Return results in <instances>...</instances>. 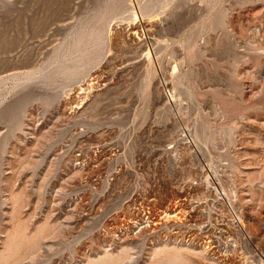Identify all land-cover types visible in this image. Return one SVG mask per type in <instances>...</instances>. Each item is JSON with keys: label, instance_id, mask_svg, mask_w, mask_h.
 Segmentation results:
<instances>
[{"label": "rangeland", "instance_id": "1", "mask_svg": "<svg viewBox=\"0 0 264 264\" xmlns=\"http://www.w3.org/2000/svg\"><path fill=\"white\" fill-rule=\"evenodd\" d=\"M187 224L264 264V0H0V264H143Z\"/></svg>", "mask_w": 264, "mask_h": 264}, {"label": "bare ground", "instance_id": "2", "mask_svg": "<svg viewBox=\"0 0 264 264\" xmlns=\"http://www.w3.org/2000/svg\"><path fill=\"white\" fill-rule=\"evenodd\" d=\"M150 26V25H149ZM118 31V30H117ZM139 32V27L137 25H131L129 27L128 31V36L130 37L129 39H135L138 35ZM124 33V32H123ZM142 36V35H141ZM123 38L124 35L121 33H115L113 42L119 40L120 38ZM127 37V36H126ZM128 38V37H127ZM127 38H125L127 40ZM138 38V37H137ZM112 40V38H111ZM131 41V40H129ZM134 41V40H132ZM148 66V65H147ZM150 70H148L149 72ZM151 74V72H150ZM149 74V75H150ZM147 75V76H149ZM99 76V75H98ZM103 80V79H102ZM101 80V81H102ZM100 83V82H99ZM100 86V85H99ZM162 100V98H161ZM160 101V99H159ZM103 151V150H102ZM96 153V152H95ZM100 154V152H99ZM96 156V155H95ZM99 157V156H98ZM96 158V157H95ZM101 158V157H100ZM85 159V158H84ZM83 159V160H84ZM87 162V160H86ZM85 162V163H86ZM89 163V162H88ZM84 164V163H83ZM100 169V168H99ZM170 193V192H169ZM185 195V194H184ZM182 202V201H181ZM185 204V203H184ZM189 204V203H188ZM183 208V207H182ZM173 211V210H172ZM170 213V212H169ZM189 213V211L187 212ZM182 214V213H181ZM192 214V213H191ZM145 215V214H144ZM175 215V214H174ZM178 215V214H177ZM166 216V215H165ZM145 217V216H144ZM167 217V216H166ZM165 217V218H166ZM174 217V216H172ZM177 217V216H176ZM194 216H190L188 218L192 219ZM150 218V217H149ZM164 218V219H165ZM168 218V217H167ZM175 218V217H174ZM180 218V217H179ZM186 218V217H185ZM235 218V217H234ZM153 219V218H152ZM161 219V218H160ZM163 219V217H162ZM237 219V218H236ZM243 215L240 217L238 216L237 221L239 223L243 222ZM121 220V219H120ZM148 220V219H147ZM151 220V219H150ZM149 220V222H150ZM156 220V219H155ZM167 220V219H165ZM189 219H187L188 221ZM139 221V220H138ZM186 221V220H185ZM190 221V220H189ZM136 222V221H135ZM143 222V221H142ZM147 222V221H146ZM145 222V223H146ZM147 224V226H140V228L136 227L139 229V231L134 232L136 229H131V226H126V227H121L115 235V237H119L118 239H122V241L130 240L132 238V233L137 234L139 237L140 235L146 234L145 231L147 232L148 225L151 226L150 224ZM165 222V221H164ZM191 222V221H190ZM141 223V222H140ZM152 223V222H151ZM177 223V221H176ZM189 223V222H188ZM131 224V223H130ZM137 224V222L135 223ZM134 224V225H135ZM156 224V223H155ZM157 225V224H156ZM186 225V222L179 223V225H176L179 227V229L183 228ZM155 225H153L154 227ZM157 227V226H156ZM131 229V230H130ZM156 229V228H155ZM154 229V230H155ZM187 229H189V235L187 236L188 239H185L184 235H180L179 233L177 234H171L169 237H166L162 239H156L153 243H150V245L147 248V257L145 258L143 264H189V261L192 259L197 260L198 262H206L208 264H222L224 261L226 263L229 262L232 258V253H228L227 250H225L224 253H221L220 249L218 246H212L213 241H202V235L201 232L199 233L198 231L196 232V229L191 228V226H188L187 224ZM197 229H200L199 227ZM145 230V231H144ZM203 231V230H202ZM243 232V231H242ZM225 235L224 239H226L225 243L227 244V249H230L228 245L232 246L233 240L228 237V232L224 230L223 232ZM211 234V233H210ZM206 235V234H205ZM204 235V236H205ZM203 236V237H204ZM135 238V235H133ZM209 237V236H208ZM219 237V236H218ZM222 236L219 237V239ZM207 238V237H206ZM133 239V238H132ZM212 239V237H211ZM148 240V239H147ZM217 241V240H216ZM219 242V241H218ZM116 250V249H115ZM118 250V249H117ZM233 251V249H232ZM230 251V252H232ZM133 258L130 257V254L128 253V249H120L117 253H109L108 251H105L104 254L101 257H98L96 260L93 261H88L87 264H121L122 261L128 260L131 261ZM236 259V258H235ZM233 261V260H232ZM233 263V262H232ZM234 264V263H233Z\"/></svg>", "mask_w": 264, "mask_h": 264}]
</instances>
